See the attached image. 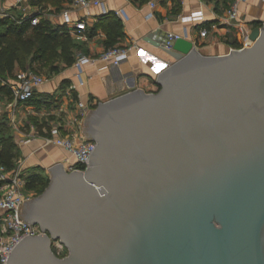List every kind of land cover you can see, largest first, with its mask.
Wrapping results in <instances>:
<instances>
[{"label": "water", "instance_id": "95a60500", "mask_svg": "<svg viewBox=\"0 0 264 264\" xmlns=\"http://www.w3.org/2000/svg\"><path fill=\"white\" fill-rule=\"evenodd\" d=\"M249 38L220 55L177 39L156 92L90 110L87 166L50 167L19 203L41 233L7 264H264V23Z\"/></svg>", "mask_w": 264, "mask_h": 264}, {"label": "crops", "instance_id": "0c3cea01", "mask_svg": "<svg viewBox=\"0 0 264 264\" xmlns=\"http://www.w3.org/2000/svg\"><path fill=\"white\" fill-rule=\"evenodd\" d=\"M99 1L102 6L91 5L85 9L75 6L73 0H41L35 5H31L30 0L20 4L15 0H0V7L8 14L6 19L12 21L34 16L48 18L53 25L61 24V12L65 9L71 11L74 20L84 19L86 29L83 35H70L75 44L74 60L77 52L96 57L111 46L137 45L128 59L117 65L95 60L83 65L78 76L73 61L48 79L41 74L45 81L35 90L34 100L30 102H15L11 91L15 74L21 68L15 66L10 75L0 78V154L8 139L14 145L13 168L8 173L19 170L25 185L34 175L49 179L48 169L56 164L60 163L66 169L71 160L69 153L48 143L46 138L52 126H67L70 115L76 113L77 102L94 107L133 89L147 93L158 90L157 74L172 61L162 49L168 34L187 36V40L206 55L225 54L238 47L241 40L233 30L218 23V17L224 14L230 0ZM149 1L154 6L151 7ZM116 11L120 14L116 15ZM199 11L203 13L202 18L187 20ZM239 12L251 30L260 27L264 23V0H247L240 4ZM114 22L120 24L118 31L113 28ZM204 23L207 25L200 26ZM213 23L219 24L213 38L199 39V28ZM4 29L0 24V32ZM72 85L75 87L70 89ZM82 130V126L79 130L67 126L62 135L76 138ZM29 192L33 193L32 190Z\"/></svg>", "mask_w": 264, "mask_h": 264}, {"label": "built area", "instance_id": "2783aa9c", "mask_svg": "<svg viewBox=\"0 0 264 264\" xmlns=\"http://www.w3.org/2000/svg\"><path fill=\"white\" fill-rule=\"evenodd\" d=\"M28 0H15L16 3L26 2ZM184 1V0H181ZM247 0H231L228 8L224 11V14L219 18V22L224 24L229 29L233 30L240 36L241 40L239 46L234 49H242L249 47L253 44V41L249 38L251 28L246 22L240 18L239 6ZM75 6L81 8H88L91 5H100L102 2L99 0H73ZM149 5L152 7L154 3L149 1ZM104 11V9H103ZM116 15L120 14V11L115 12ZM8 17V14L0 7V20ZM203 17L202 11L194 13L188 17L187 20H195ZM62 22L68 27L69 34L75 37H81L86 29V22L84 19L74 20L71 17V11L69 9L62 10L61 12ZM39 21L38 17H33L30 21L31 25H36ZM218 23H213L208 27H200L198 30V37L201 40L207 41L213 38V35L218 29ZM187 39V36L179 35L176 33H170L167 35L163 44V48L172 49L173 43L177 39ZM137 49L135 43L129 45H116L106 48L96 57L84 55L80 52L75 54L74 66L78 70V76L82 72V66L93 62L95 60H102L114 65L128 59L132 50ZM81 79V78H80ZM43 76L30 69L19 70L15 74V80L11 85V91L15 102H27L32 96L35 90L44 83ZM80 83H83L80 80ZM75 86H70L73 89ZM93 106L88 103L77 102L76 113L70 115L65 125L80 129L85 117L92 110ZM67 126L54 125L49 130V137L46 138L48 143H53L66 152L69 153L71 160L68 161L66 169L68 171L84 170L89 162V156L95 149V142L82 134L79 137L73 135H62V131L66 130ZM74 160V162H73ZM77 165H81L84 168L80 169ZM0 165V264H7L6 260L8 254L11 253L12 248L26 235L36 236L41 233L39 227L35 224L28 222H22L18 218V206L19 203L32 198L31 192L25 188V181L22 178V174L17 171L9 172ZM52 248L56 256L64 257L67 254V250L59 241L52 242Z\"/></svg>", "mask_w": 264, "mask_h": 264}, {"label": "trees", "instance_id": "16d2710c", "mask_svg": "<svg viewBox=\"0 0 264 264\" xmlns=\"http://www.w3.org/2000/svg\"><path fill=\"white\" fill-rule=\"evenodd\" d=\"M40 1L30 0V3L35 5ZM33 17L19 18L18 21H12L10 18L0 20V24L5 28L0 32V78L4 79L10 75L15 66L21 68L20 70L30 69L39 74L40 68L47 66L48 74L52 75L73 63L75 44L67 26L64 23L53 25L48 18H41L36 25H31ZM113 24V28L118 31L120 24ZM206 25L204 23L200 26ZM33 100L34 94L28 102ZM13 149L14 145L6 139L0 154V164L7 170L13 168ZM77 167L84 168L81 165ZM48 181L47 178L34 175L26 183L25 189L32 190L33 196H37L47 187Z\"/></svg>", "mask_w": 264, "mask_h": 264}, {"label": "rangeland", "instance_id": "374dc122", "mask_svg": "<svg viewBox=\"0 0 264 264\" xmlns=\"http://www.w3.org/2000/svg\"><path fill=\"white\" fill-rule=\"evenodd\" d=\"M200 47V46H199ZM199 51V50H198ZM201 52V51H200ZM202 53V52H201ZM203 54V53H202ZM204 55H206V54H204ZM35 67H37V65H35ZM40 72H41V74L45 77V79H48V77L50 76L49 74H48V67L47 66H44V68H40ZM82 135L83 136H85V134H83V130H82ZM24 190H25V188H24ZM34 193V192H33ZM32 193V194H33ZM32 197H34V196H32Z\"/></svg>", "mask_w": 264, "mask_h": 264}]
</instances>
